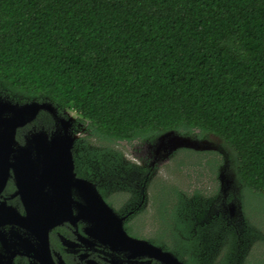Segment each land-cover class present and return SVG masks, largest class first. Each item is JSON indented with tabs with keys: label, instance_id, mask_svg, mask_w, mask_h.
<instances>
[{
	"label": "trees",
	"instance_id": "obj_1",
	"mask_svg": "<svg viewBox=\"0 0 264 264\" xmlns=\"http://www.w3.org/2000/svg\"><path fill=\"white\" fill-rule=\"evenodd\" d=\"M0 92L19 102H50L86 124L88 136L74 147L91 138L104 146L79 151L77 175L122 187L129 195L124 208L115 197L123 192L101 193L118 214L133 207L128 233L144 222L151 177L135 164V176H124L130 162L112 146L167 132L218 138L248 243L264 227V0H0ZM174 154L183 155L178 166L191 160L192 172L205 160L214 181L223 163L212 151ZM156 187L152 219L157 232L172 234L165 249L191 264H248L246 255L239 262V231L225 228L223 217L208 231L196 218L193 227L191 196L162 182ZM192 197L206 202L202 190ZM202 233L218 245L220 259H199L208 249Z\"/></svg>",
	"mask_w": 264,
	"mask_h": 264
},
{
	"label": "water",
	"instance_id": "obj_2",
	"mask_svg": "<svg viewBox=\"0 0 264 264\" xmlns=\"http://www.w3.org/2000/svg\"><path fill=\"white\" fill-rule=\"evenodd\" d=\"M44 108H48L50 113L56 115L57 109L52 103L33 101L20 105L0 98V166L5 168L6 172L8 167L14 170L17 185L22 194V201L26 207L24 226L28 231L36 234L40 242L38 246L42 250L38 255H42V251L48 254L50 229L65 220H70L72 213L69 212L68 207L74 203L82 207L81 216L87 218L93 226L94 223L97 224L107 239L116 243L120 239H125L133 245H142L162 253L159 248L128 237L123 230L124 218L113 211L94 185L84 179L76 178L72 149L78 135L74 134L72 118L58 119V123L50 129L49 134L44 129H40L30 132L25 137L23 145L16 142V131L33 120ZM174 135L179 136L174 132H167L159 136L161 142L157 144L158 147L156 146L157 155L161 152L168 154L167 152L178 147L197 151L202 149L197 144L175 143V140L169 145L161 144L162 140L172 138ZM10 155L11 160L9 159ZM36 168L38 173H32L31 171H35ZM31 183L37 190H40V186L47 187L49 185L50 194L32 192L31 190L27 193L28 190L25 191V189ZM72 188L79 192L78 195L85 205L73 200L72 192H70ZM49 204L50 210L45 208ZM24 240L26 239L24 238ZM162 254L172 257L169 253Z\"/></svg>",
	"mask_w": 264,
	"mask_h": 264
},
{
	"label": "flooded vegetation",
	"instance_id": "obj_3",
	"mask_svg": "<svg viewBox=\"0 0 264 264\" xmlns=\"http://www.w3.org/2000/svg\"><path fill=\"white\" fill-rule=\"evenodd\" d=\"M0 98L10 100L20 105L35 101H15L9 96L3 95L2 92H0ZM55 108L57 109L56 115L50 113L48 108H44L39 111L33 120L19 128L15 134L16 142L19 145H23L25 143V137L30 134V132L40 129H44L49 134L50 129L58 123V119H70L67 113L68 111L59 112L58 108ZM73 131L79 133L77 127H74ZM78 153L79 151L76 152V148L73 146L72 156L76 178L84 179L94 185L95 189L103 198L101 189L104 188V180L100 179L93 181L77 175L74 157L77 156ZM9 159L11 160V155ZM1 167L2 166H0V264H191L187 260V257H178L174 252L164 248V243L172 239L170 238L172 237L171 231L163 234L160 230L157 232V225L154 229H150L149 224L145 222L140 223L139 220H137L135 223L139 226L138 230L135 228L133 234L128 233L125 225L134 212L133 207H131V210L128 212L127 208L124 209L125 212L122 211L120 214L115 212L118 216L124 218L123 230L127 236L135 240L144 241L155 248H159L162 253H169L173 258L142 245H133L125 239H120L118 243L107 239L103 236L97 224L94 223L93 226L87 218L81 216L80 211L82 207H79L75 203L68 207L70 209L69 212L72 213L70 220H65L50 229L48 233V254L42 251L43 254L38 255L39 251L42 250L39 249L38 246L40 242L36 234L28 231L24 226L26 207L22 201V194L19 191L14 170L8 167V171L6 172L5 168ZM31 172L38 173L37 168L35 171ZM40 187V190L36 188L35 190L34 185L31 183L30 185L28 184L25 191L28 190L27 193L31 190L32 192L36 191L42 192L43 194H50L49 185L47 187ZM70 192H72V198L75 202L85 205L78 195L79 192L74 188L70 189ZM145 201L146 200H142V203ZM125 204H122L121 208L126 207ZM45 208L50 210V204L49 206H45ZM139 224H141V226ZM24 238L26 240H24ZM198 256L200 260L212 262L209 257Z\"/></svg>",
	"mask_w": 264,
	"mask_h": 264
},
{
	"label": "rangeland",
	"instance_id": "obj_4",
	"mask_svg": "<svg viewBox=\"0 0 264 264\" xmlns=\"http://www.w3.org/2000/svg\"><path fill=\"white\" fill-rule=\"evenodd\" d=\"M70 116V119L73 120V127H77L79 133L74 132V134L78 135V138L84 139L88 136V132L85 129V123H80L77 120V115L71 111L67 112ZM77 138V139H78ZM160 137H157L151 142H143V143H133L131 145L126 144L125 142L118 143L113 145L112 147L121 151L125 158L130 162V168L128 170H122L121 172L125 174L124 176L131 178L135 176V172L133 167H143L147 169L149 172L146 175L151 177L149 183V192H147V199L145 201L144 207L142 210L145 211L142 214V219L146 224H149L150 229H154L156 227V223L152 219V215L154 210L151 207L153 202V195L155 190L157 189L156 185L160 184V182L164 183L169 188H177L182 192H186L190 197L188 201V206L190 207V219L191 223L194 227L193 219L198 221V226L206 227L208 231L213 226L212 222L216 219H220L221 217L224 218L225 221V228L228 230H235L239 236V249H240V257L239 262L241 261L240 258L246 255V261L248 264H255V260L264 262V227H259V231H257V235H253V238H250V242L248 243L247 233L245 229H250L248 224L245 225V219L242 216V211L237 204L236 198L233 196L238 192V187L235 184V177L234 174L231 172L229 165H228V151L223 143L216 137L210 136L207 139L200 140L194 136H176L174 135L172 138H166L162 140L161 144L169 145L174 140L175 143L184 142L187 144H197L202 149L200 151H212L215 153V157L217 160H222L223 163L221 167L218 169V174L216 180L214 181L213 175L209 173V169L205 163V160L201 161L202 166L199 168H195L194 172H192L190 168V162L188 164H184V166H178V160L183 159V155H176L174 154L177 150L183 148H175L167 152L168 154H164L161 152L158 155L156 154L157 144H160ZM76 139V140H77ZM165 145V146H166ZM104 145L101 144L99 141H95L94 139H88L85 147L88 151H97L100 150ZM157 146V147H156ZM76 148V152L82 151L84 148ZM80 153V152H79ZM174 154V156H173ZM178 159V160H177ZM186 166H189L188 168ZM151 169V171L149 170ZM109 181V180H108ZM118 184L110 181L104 182V188L107 189L108 195H113L114 193L117 194L116 201L120 202V205L125 204L128 199L129 195L124 194V190L122 187L117 186ZM202 190V195L205 196L204 205L202 206L200 201L194 202L192 199L194 196V191ZM216 190V191H215ZM129 193V192H128ZM215 196V197H213ZM125 198V199H124ZM143 199V197H141ZM111 201V200H110ZM112 205L116 208L117 204L114 201H111ZM117 202V203H118ZM141 202L138 201L135 204V207L141 206ZM195 208V209H193ZM123 212L124 209H122ZM115 212V211H114ZM200 215V218H199ZM195 220V222H196ZM228 227H227V225ZM223 228V226H221ZM204 230V228H203ZM254 231V230H253ZM170 232V231H169ZM202 237L205 239L204 245L208 246L201 250V254L204 257H209L211 260L215 259L213 253L216 254L217 260L220 259V254L222 251H218V245L213 244L207 235L202 233ZM249 244V247H247ZM247 248V250H246ZM217 250V252H216ZM248 254H246V252ZM207 253H211L208 255ZM216 260V259H215ZM237 264V263H236ZM243 264V261L241 262ZM247 264V263H246Z\"/></svg>",
	"mask_w": 264,
	"mask_h": 264
}]
</instances>
